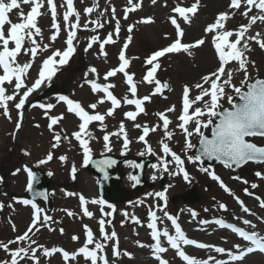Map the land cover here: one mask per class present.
Masks as SVG:
<instances>
[{"label": "rangeland", "instance_id": "374dc122", "mask_svg": "<svg viewBox=\"0 0 264 264\" xmlns=\"http://www.w3.org/2000/svg\"><path fill=\"white\" fill-rule=\"evenodd\" d=\"M42 2L44 6L40 8V12L43 14L37 18L38 27L42 30V36H36L35 39L41 49L44 45H49V47L46 51H40L36 56L32 68L25 78V82L29 86L38 77V69L43 60L56 49L61 51L66 49L65 41L69 31L63 19L67 11L65 0L59 2L53 0L56 11V22L60 25V32L55 42L50 40V37L55 32V29L52 27V14L48 0H42ZM194 2L195 0H157V3L153 5L151 0H142V7L136 12L129 13L128 19H124L127 0H73L74 9L79 13L80 23V28L75 30L74 55L66 65L59 67L58 72L51 80L50 86L42 85L39 90L31 94L28 103H26L25 108L22 110V118L14 106L15 102L9 103L11 120L5 118L2 115V109H0V205L3 206L0 208V242L8 243L16 239V237L22 235L28 229L32 222L33 210L29 205L22 203L24 201L22 197L26 190L28 176L24 170L25 168L29 170L33 168L42 170L51 180L49 196L53 211L50 215L46 214L51 217V220L48 222V225L40 227V230L32 235V239L36 241V244L32 245V247L38 248L36 256L40 264H77V261L65 262L59 253L51 257H45L43 248H61L69 253L76 251L86 240L84 225H87L92 230L96 242L106 245L103 254L107 256L109 264H159V261L154 258L152 247H150L155 244V241L152 239L150 230L147 227L149 223V210L156 211V214L160 218L157 220L159 230L167 229L170 235H175L171 222L164 216V212L159 210L164 207L165 202L157 197L155 193L161 191H166L167 196V206L164 210L170 215L178 217V223L186 236L195 241L209 236L213 239L210 240L209 238L207 240L208 244L213 243L212 245L216 247H221V245L226 247L230 243L231 248L234 246V243L231 241L232 238L229 237L225 230L220 229L222 232L219 233L214 228L202 229L206 225L201 223L203 220L209 221L213 218H219L229 219L232 222L237 217L240 218L239 220H243L246 217L252 220L256 219V221H264V208L260 207V202L264 201V179H260L256 175L257 172L264 174V165H247L242 168L239 176L234 175L226 168H218L214 173L231 190L232 194L230 195L220 187L218 181L211 179L209 167H203L197 162L193 163L188 160V156H193L195 147L186 151L185 141L182 138L183 131L178 127L180 123L178 116L182 108L184 85L194 86L200 82L203 75L216 71L219 66L214 61L210 42L203 37V34L205 28L211 24L217 13L227 11V0H200L199 7L201 11L203 9V12L194 15L190 23L180 21V23L182 22L184 32L182 43H194L197 39L204 38L205 44L199 49H192V56L181 53L167 54L161 58V68L156 77L160 82L167 81L170 91L164 95L160 93L153 96L151 102H146L144 105L147 114H140L135 121V123L149 127L157 124L162 125L163 122L159 120L156 114L164 113L168 108L173 105L175 106V112L166 113L167 117L171 120L168 131L172 133V139L165 142L168 143L173 152L184 160V169L189 174L190 182L185 181L181 175H169V172L177 171L175 162L172 161L171 156L164 158L168 163V172L162 171L163 165L157 159V156H163L160 141L164 140V132L161 127L156 132H150L146 137L148 144L151 145L156 155L145 154L144 156L153 158V164L158 165L160 169L159 171L153 169L151 167L153 164L148 167L149 172H146L145 179L150 186L143 188L142 191L135 192L127 203L115 204L113 206L115 211L105 204L103 211L111 213V215L102 216L100 205L88 203V210L93 213V217L89 219L83 216L79 195H83L87 201L93 199L99 200L96 193V180L92 174L85 171L83 149L72 135L74 132L79 131L78 125L80 121L74 114L67 112L66 105L58 101V97L67 96L74 101H79L92 114V110L88 108V105L96 103L103 93L94 94L91 91L89 84L85 82V74L88 73L87 80H95L101 85L106 83L114 84L115 87L111 91L118 99H121L122 106L116 109L113 116L106 117L104 123L107 125V132L112 133L116 132L119 129L120 123L123 122L130 141L129 148L126 154L122 155L121 153L124 151L123 138L111 136L110 146L112 151L106 152L103 140L105 132L101 130L99 122H93L88 127V131L95 137V139L90 141L89 145L92 149V157L103 154L126 156L130 159L144 157L138 155V153L145 151V144L138 140V137L142 135V130L135 128L133 122L126 120L124 117L125 112L135 111L134 106L123 104L125 96L132 98L128 91L129 86L125 83V77L123 74L118 73L115 77H110L105 81L104 75L109 70L119 66V54L128 36L131 35V42L125 50V56L130 61L127 71L130 74H134V81L138 88L137 97L142 98L150 95L154 91V85L141 83L142 77L146 73L145 59L153 52L168 46L174 41L175 35L168 22L169 17L172 15V8L177 3L188 5ZM89 7L94 10L91 14H86V9ZM113 7L116 9L115 19H113L111 11ZM21 8L25 15H27L31 6L22 4ZM259 14L256 13V15ZM148 17L152 18L154 23H137V21ZM10 18L13 23L20 22L17 10H14L10 14ZM117 20H119L120 25L118 38L114 34ZM94 21H99V24L103 25V27H97L95 23H92ZM230 21L229 26L233 30H237L241 25L249 23L248 19L241 20V18L230 19ZM69 22L75 23L76 17H70ZM84 25H87V30H85ZM129 25H134L131 33L128 32ZM109 33H113L115 43L105 45L104 50L107 52V57L100 54L99 43H95L91 48H88L91 37H99L102 41ZM256 33H260L258 39L264 41V23L257 21L246 33L245 39L247 36L256 35ZM166 36L167 38H165ZM233 38L235 39V37ZM243 43L244 41L242 40L241 47ZM247 43L250 51H245V56L248 60L247 70L249 80L251 81L263 75L264 49L255 41L248 40ZM31 46L30 41L26 40L25 48ZM86 48L87 51H85ZM30 59L31 55H25L23 51L17 57L18 62L21 64L28 62ZM93 67L97 69L98 77L88 71ZM225 71L232 72V83L236 87H240L241 81L244 79V72L238 70L237 63H229ZM0 74H2V69H0ZM66 81L69 82L67 91L63 89ZM5 87L8 89V94H11L12 87L8 85H5ZM225 91L227 95L235 97V93L230 87H226ZM198 92L199 90L193 87L191 96L194 98ZM33 104H53L55 107L51 109L49 115L59 116L63 114L65 118L50 130V121L45 116L44 110L38 106L32 107ZM221 104L225 109L231 107L227 102V96L221 101ZM109 107H111L110 102H106L98 105L95 111L103 114L107 112ZM195 107H202V102L195 105ZM18 122L21 124V127L17 130L16 125ZM36 125H39V127H36ZM192 127L194 125H189V128ZM208 131L209 129L204 130V134L208 135ZM54 132L59 133L62 137L59 146L55 148H53V144L56 143ZM64 137H67V139H64ZM85 138L87 137L85 136ZM198 138L195 135L190 138L193 145L196 146L195 142ZM253 142L257 145H261L262 143L259 139H253ZM25 152L29 153V155H25ZM50 152L53 159L46 164H39V161L46 159ZM60 157H67V159L62 161ZM73 166L76 168L75 178L72 175ZM201 168H207L208 172L201 171ZM120 169L124 174L120 188L131 191L133 182L128 177L129 174L134 172V169L129 167L128 164L122 166ZM17 170L19 171L17 172ZM153 174L157 176L156 180L151 179ZM236 177H239V179H236ZM162 180L163 182L161 183ZM243 181H247L248 183H244ZM252 184H256L257 187L252 188ZM191 187L196 188L200 198L198 203L193 206L183 203L180 197ZM245 189H248L251 195L246 194ZM69 192L78 195L68 196L67 193ZM14 195L21 197V199L14 202L11 198ZM237 197L250 209L251 215L242 211L240 204L237 203ZM256 197L260 199L257 200ZM220 204L226 205L228 210L222 211L219 207ZM42 207L41 205L40 208L42 209ZM190 210L197 213L195 218L191 215ZM68 211H71L75 215L68 216ZM124 213H128V216L126 217ZM133 216L139 219L141 222L139 225L133 222ZM100 219L106 221L105 230L109 235L113 231L117 234L118 241L103 239L99 230L100 225L98 221ZM13 225H15V231H13ZM49 227L54 230L50 231ZM60 229L64 230L63 234H61ZM73 236H78L79 240L74 241L72 239ZM166 241V238L161 236V244L167 248L169 245ZM117 242L120 255L114 256L113 248ZM138 242L145 245V247L138 246ZM27 246V243L19 245L11 244L10 248L14 250L18 247ZM39 246H43V248H39ZM90 247H94V245ZM184 251L190 257L207 261L205 253L198 254L193 248H189L188 250L185 248ZM125 252L130 253L131 258L124 255ZM161 255L163 259L168 261V264H185L184 261L178 260L175 255H172L169 249L166 254ZM9 260L10 255L0 249V261ZM77 260L79 264H88L82 257H78ZM208 263L212 264V262ZM20 264H33V262L28 257H25L20 261ZM99 264H102V262H99Z\"/></svg>", "mask_w": 264, "mask_h": 264}, {"label": "snow or ice", "instance_id": "6c2138e0", "mask_svg": "<svg viewBox=\"0 0 264 264\" xmlns=\"http://www.w3.org/2000/svg\"><path fill=\"white\" fill-rule=\"evenodd\" d=\"M67 5V11L65 12L63 19L65 25L68 27L69 31L67 34L66 49L61 51L56 49L53 53L43 60L40 68L38 69V77L35 81L29 86L25 82V78L29 74V70L32 68V65L35 61L36 56L40 51H46L49 45H44L41 49L37 45L35 39L36 36H42V30L38 27L37 18L43 13L40 12V8L43 7V4L40 0H0V69H2V74H0V109H2V115L11 120V115L9 111V103L15 102L14 106L18 110L19 115L22 118V110L25 108L26 103L29 101V97L32 93L39 90L42 85H49L52 78L56 75L59 70V67L66 65L69 59L75 53L74 39L76 37V29L80 28L79 23V13L74 9L73 0H65ZM151 3L155 5L157 0H151ZM243 3L246 5V10L241 14L249 20L248 24L241 25L237 30H228L226 28V23L232 18L234 13L223 12L219 13L215 21L209 24L205 28V36L211 34V42L215 49V52L218 57L219 66L216 71L211 72L207 75L201 77L200 82L196 83L194 86H189L187 84L183 87L182 92V108L178 116L180 121L178 127L183 131L185 135V149L186 151L196 147L191 142V137L193 135L199 137V149L198 155L188 156L190 162L201 161L202 159L208 160H217L221 162L225 167H231L232 165L241 166L248 162L262 163L264 164V146H259L256 143L250 142L247 138L249 137H264V79H257L254 82H250L247 64L248 60L245 56V51H250L248 47V40L255 41L259 46L264 49V41L259 40L258 37L260 33H256L254 36H247L246 33L251 29V27L260 21L264 23V0H243ZM30 5V11L25 15L21 5ZM48 5L52 14V27L55 29V32L50 37L52 42H55L60 32V25L56 22V11L53 0H48ZM63 6V5H61ZM165 6H167L165 4ZM200 6V0H195V2L190 7L181 6L180 3H177L175 7L172 8V13L169 17L170 23L174 26L176 31V39L170 43L167 47L159 49L153 52L150 56L145 59L146 73L142 77L141 83H146L148 85H154V91L148 96L142 98L137 97V84L134 81V74H130L127 71V68L130 66V61L125 56V50L128 48V44L131 42V35L128 36L127 41L124 43L123 48L119 54L118 60L120 61L117 68L109 70L104 75V80L107 81L110 77H115L118 73L123 74L125 77V83L129 86L128 91L131 94L132 98L125 96L123 98L124 105H132L135 108V111H127L124 113L126 120L132 121L133 126L137 129L142 130V135L138 137L139 142L145 144V151L138 153L140 156L156 155V153L151 148V145L148 144L146 137L150 132H156L159 128H163L164 140L160 141L161 150L163 156H157V159L163 165L162 171L168 172V163L165 161V157L171 156L172 161L175 162L177 171L169 172L170 176L174 175H183V179L187 182L189 180V174L185 171L183 165L184 160L181 159L179 155L171 150L166 140L172 139V133L168 131V126L171 123V120L167 117V112H175V106L168 108L164 113H157L159 120L162 121V125L157 124L155 126L149 127L147 125H141L135 123L137 117L140 114H147L145 109L146 102H151L153 96L160 94L162 88L168 87L166 84H161L159 79L156 77V73L161 68L160 59L165 57L167 54H187L192 56L193 52L191 51L194 48H198L205 44V39L201 38L194 43H182V38L184 36L183 29L181 27L180 21L184 23L191 22V16H194ZM142 7V0H127V7L124 10V19H128L129 13L136 12ZM230 9L239 10L241 8V0H230ZM255 7L259 11V15H253L249 17V12L252 11ZM14 10H17V15L20 18L19 23H13L10 14ZM93 8L89 7L86 9V14H91ZM112 16L115 19L116 9L112 8ZM75 16L76 22L70 23V17ZM97 27H103L99 24V21H94ZM137 23L150 24L154 23L152 18H144L137 21ZM7 26V27H6ZM85 30H87V25H84ZM134 25H129L128 32L133 31ZM120 32L119 20L116 21L115 27V36L118 38ZM235 37V39H230ZM167 38V36L165 37ZM28 40L31 43V47L25 48V41ZM244 41L243 46L241 47V41ZM99 43L100 54L107 57V52L104 50L105 45L115 43L113 39V33H109L104 40H100L99 37L93 36L90 39L88 48H91L93 44ZM10 45H12L10 47ZM31 55V59L28 62L23 64L19 63L17 57L21 53ZM87 51V48L85 49ZM59 57V59H57ZM231 62H236L238 65V70L244 72V79L241 81V86L236 87L232 83V72L225 71L226 65ZM90 73L99 76L96 68H90L88 70ZM88 73L85 74V82L89 84L91 91L95 93H103L100 96L96 103L88 105V108L92 110V114L79 102L70 99L67 96H59L58 101L63 102L66 105V110L68 113L74 114L80 121L78 128L79 131L74 132L73 137L79 142L80 147L83 149V163L84 166H87L89 163H94L97 169L105 173V179H107L106 168L112 167L116 161L112 159H103V160H92V149L89 146L90 141L95 139L88 127L93 122H99L101 130L105 132L103 136L104 140V150L106 152H111L112 148L110 146V137L116 136L117 138H123V149L122 155L126 154L130 141L127 136V131L123 122L120 123L119 129L116 132L108 133L107 125L104 121L106 117H111L115 114L117 108L122 106L121 99H118L113 92L112 88L115 87L112 83H106L101 85L95 80H87ZM223 77V79H222ZM5 85L12 87L11 94H8V89ZM207 85V87H206ZM83 87V85H81ZM199 90L198 94L193 98L191 96L192 88ZM230 87L235 93L236 97L239 98V103L234 102V97L227 95L225 88ZM23 89V91H21ZM227 96V102L231 105L230 108L225 109L221 104V101ZM207 98V99H205ZM106 102H110L111 107L107 110L106 113H99L95 110L98 105H102ZM202 107H195L197 104H201ZM40 107L44 110V114L47 119L50 121L49 129L52 130L53 126L57 125L65 117L63 114L59 116L49 115L51 109L55 107L53 104H33L32 107ZM206 118V119H205ZM189 125H194V127L189 128ZM21 127V124L18 122L16 125L17 130ZM39 127V125H36ZM211 128V138L204 134V130ZM85 136L87 138H85ZM62 139L59 133L54 132V140L56 143L53 144V148L59 146V142ZM67 139V137H64ZM25 155L29 153L25 152ZM53 156L51 152L48 154L47 158L40 160L39 164H46L51 161ZM62 161L66 160L67 157H60ZM128 166L133 169H142V164H137L135 162L129 161ZM153 169L160 170L158 165H151ZM28 174V190L31 191L33 187V181L35 176L33 172L27 168L24 169ZM19 170H17L18 172ZM201 171L208 172L207 168H201ZM76 168L73 166L72 175L75 178ZM15 174V173H14ZM51 175V173H49ZM211 179L219 182L220 187L230 195L231 190L224 184V182L214 173L209 172ZM257 177L264 179V174L257 172ZM129 180L133 182V187L140 183V178L137 175L129 174ZM152 180H156L157 176L155 174L151 177ZM239 179V177H236ZM248 183L247 181H243ZM252 188H256V184L251 185ZM245 193L251 195L248 189H245ZM68 196L78 195L76 193H67ZM157 197L165 202L164 207L160 208V211L164 212V216L171 222L172 227L174 228L175 235H170L167 229L159 230L157 227V220L160 219L156 211L149 210V223L147 227L151 230L150 235L155 241V244L150 246L154 252V258L159 261V264H168V261L162 258L163 253L168 251V248L162 246L161 236L165 237L167 244L171 249L175 250L179 258L185 262V264H208V261L198 260L195 257H190L184 250H182L181 245L184 246H194L196 248L205 249L213 248L216 253L224 254L227 252V255L231 258V261H243L244 257L251 254L254 251H259L264 253V236H260L256 232H248L243 230L240 227H235L231 224L225 223L223 220H215L214 223L220 226L221 228H228L231 232L235 233L242 241L248 242L243 250H241L240 244H235L233 247L236 249V254H233L232 251H227L223 247H216L214 245H207L204 243L197 242L193 239H190L186 236L185 232L182 230L180 224L178 223V217L170 215L164 209L167 206V196L166 191H161L155 193ZM237 203L240 204L241 209L246 214H252L250 209L244 205L243 201L239 200L237 197ZM259 200V197H256ZM80 205L82 207L83 216L91 219L93 213L88 210L87 204H98L101 206L102 216L111 215V213H105L103 211V206L105 201L103 199H93L87 201L83 195H79ZM24 205H28L30 201H22ZM34 212L33 219L28 227V229L22 234L16 237V239L9 241L8 243L0 242V249L4 250L10 255L9 261H0V264H20V261L25 257H28L32 260L33 264H40L39 259L36 256L38 248H33L32 245L36 244V241L32 239V235L35 232L40 230V227L48 225V222L51 220V217L47 215L42 216V209L37 207L35 203L31 204ZM109 208L115 209L112 205H107ZM3 206L0 205V208ZM222 211H227V206L224 204L219 205ZM260 207L264 208V201L260 202ZM191 211V210H190ZM207 211V209H205ZM68 216H74L75 214L71 211L67 212ZM127 217L128 213H124ZM193 218L196 217L197 213L191 212ZM236 219H240L237 217ZM132 220L136 224H140L138 218L132 217ZM100 225V233L104 240H115L118 241L117 234L113 231L109 235L105 230L106 221L100 219L98 221ZM201 223H207V221H201ZM242 223L251 227L252 222L248 219H243ZM15 225H13V231H15ZM50 231H53L49 227ZM63 229H60L61 234H63ZM84 233L86 240L84 244L77 249L76 251L69 253L68 251L61 248L47 249L43 246V254L45 257H51L54 254H61L65 262L77 261V258L82 257L88 264H109L107 256L103 254L106 247L105 244L96 242V238L92 230L84 225ZM74 241L79 240L78 236H73ZM27 243V247H18L16 249H11V244H24ZM94 245V247H90ZM140 247H145L143 244H139ZM113 255L119 256L118 242L113 248ZM124 255L131 258V254L125 252ZM214 261V264H228L224 260H216L211 258Z\"/></svg>", "mask_w": 264, "mask_h": 264}, {"label": "water", "instance_id": "95a60500", "mask_svg": "<svg viewBox=\"0 0 264 264\" xmlns=\"http://www.w3.org/2000/svg\"><path fill=\"white\" fill-rule=\"evenodd\" d=\"M239 102H240L239 98L237 97L236 103H239ZM209 138H211V128H210ZM252 138H254V137H249L247 139L249 140ZM257 138H261L264 140V137H257ZM198 149H199V143H198V147H197L194 155H198ZM103 159H112V160L116 161V163L112 167L105 169V171L107 173V179H105V173L99 171L94 163H90V165L88 167V171L91 173H94L98 179V185L97 186H98L99 197L107 200L110 203L125 202L130 197L129 194L124 192V191L118 190V185H119L121 178H122L120 172L118 171V165L125 162V159H118V158H115L113 156H103L100 158H95V159H93V161L103 160ZM148 162L149 161L147 159L142 160L140 162H137V164H142L143 168L142 169H136L137 171L134 174V175L139 176V178H140V183L135 186V189L140 190L145 185V183L143 181V172H144V169H145L146 165L148 164ZM200 162L202 164L210 165L213 169H217V167H219V166H224L221 162H219L217 160L202 159ZM249 163L261 164V163H255V162H248V163H245L241 166L232 165L231 167H228V168L230 170H232L235 174L238 175L241 168L244 167L245 165L249 164ZM33 173L35 176V179L33 181V187H32L31 191L28 190L27 195L30 199H32L34 201L41 200V201L46 202L48 180L39 171L34 170ZM183 200L189 204H193L198 200V198L196 197L195 192L191 191L187 196H185L183 198Z\"/></svg>", "mask_w": 264, "mask_h": 264}, {"label": "bare ground", "instance_id": "6f19581e", "mask_svg": "<svg viewBox=\"0 0 264 264\" xmlns=\"http://www.w3.org/2000/svg\"><path fill=\"white\" fill-rule=\"evenodd\" d=\"M61 0H56V2H59ZM40 2L43 4L42 0H40ZM44 6V4H43ZM203 12V11H202ZM205 13V12H204ZM260 27H263V26H260ZM78 70V69H77ZM69 86V82L66 81L64 86H63V89L67 91V88ZM71 86V85H70ZM149 172V170L147 171ZM246 230L248 231H251V226H245L244 227ZM264 228L261 227V223H257V228L253 229L254 232H256L257 234H259L260 236H264ZM220 233V231H219ZM230 236V235H229ZM233 236V235H231ZM230 236V237H231ZM210 237H204L203 239L199 240L200 243H204V244H207V240L209 239ZM213 238H210V240H212ZM213 244V243H210V245ZM223 247V246H222ZM226 249V247H224ZM213 248H206L204 249L203 251L204 252H208L210 253V251L212 250ZM216 259V257H213ZM239 263H234V264H264V258L261 257L260 253H256L255 255L251 256V257H244V260L243 261H238ZM229 264H233V263H229Z\"/></svg>", "mask_w": 264, "mask_h": 264}]
</instances>
